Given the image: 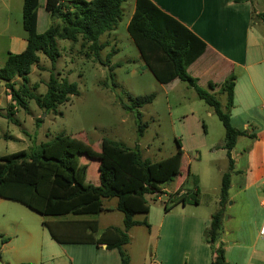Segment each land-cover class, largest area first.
<instances>
[{
  "label": "rangeland",
  "instance_id": "374dc122",
  "mask_svg": "<svg viewBox=\"0 0 264 264\" xmlns=\"http://www.w3.org/2000/svg\"><path fill=\"white\" fill-rule=\"evenodd\" d=\"M132 4L133 0L123 2L122 15L115 28L99 36V42L107 43L97 57L86 45H79L80 39L76 42L56 39L58 55L53 62L38 54V64L32 65L27 74L29 91L43 94L50 74L74 83L77 90V94L70 95L54 111H44L32 99L26 100L25 108L17 106L0 81V156L28 150L63 134L97 151L102 139H110L137 150L141 159L153 162L172 155L177 149V140L182 146L180 175L184 177L186 170L188 174L178 186V180L174 179L160 184L157 194L145 195L147 212L135 213L132 219L151 224L150 233L146 226L133 225L129 242L121 247L128 264H153L150 262L156 239L153 226L163 213L165 198L171 195L167 205L178 208L179 192L188 196L193 190V175H196L199 192L195 196L201 205L204 204L213 194L218 195L221 174L227 172V165L222 155L224 152L219 151L223 127L212 108L199 100L185 82L179 81L171 89L159 84L144 65L125 30ZM256 4L264 7V0H257ZM21 6L22 0H0V67L8 52L18 53L23 49L25 32L21 23ZM42 24L40 22L39 30H42ZM250 27L255 32L264 33V23L254 18ZM108 53H112L111 56L107 57ZM14 83L17 88L20 79L15 78ZM148 94L153 95L150 102L140 107L131 106L135 97ZM216 98L223 105L224 95L217 94ZM7 111L12 112L10 118L5 116ZM248 125L254 126L253 123ZM242 141L238 140L236 146ZM81 161L86 164V181L96 184L97 163L93 158ZM114 201L115 198H108L102 203L111 206ZM121 217L122 213L115 208L96 214L45 216L19 202L0 198V262L118 264L116 249L95 250L93 245L57 244L50 239L41 221L92 219L97 223L92 236L99 238L107 226L122 229ZM253 218L241 224L240 238L249 235ZM259 240L264 241V238L259 237ZM66 254L72 256L71 261H67Z\"/></svg>",
  "mask_w": 264,
  "mask_h": 264
},
{
  "label": "trees",
  "instance_id": "16d2710c",
  "mask_svg": "<svg viewBox=\"0 0 264 264\" xmlns=\"http://www.w3.org/2000/svg\"><path fill=\"white\" fill-rule=\"evenodd\" d=\"M126 0H45L44 8L49 14L48 27L37 33L35 30L37 0H22L21 23L25 32V46L18 53H7L0 67V81L8 90L12 102L25 108L26 100L48 112L77 94L74 83L65 78L56 79L49 75L43 94H34L26 87L27 74L32 65L39 62V53L51 62L58 55L56 39H66L86 47L97 57L107 42H99V36L109 33L120 20L121 4ZM244 0H233L240 2ZM264 21V11L259 13ZM125 30L135 45L140 58L155 80L164 83L174 78L192 87L198 99L212 108L223 127V142L230 168L229 151L235 140L245 132L229 124L232 105L234 77L230 75L219 86L225 94L222 109L215 96L200 88L185 68L199 54L195 37L180 23L161 11L150 0H133V10ZM112 53H108L107 57ZM109 58L107 59V63ZM114 65L110 66L113 67ZM20 84L14 87V79ZM209 84V87H212ZM153 95L135 97L133 108L151 101ZM14 109L16 107H13ZM12 112L5 116L10 118ZM138 114V113H137ZM39 119H37L38 121ZM165 158L149 162L140 158L137 150L127 148L113 140L102 139L96 152L82 142L60 134L52 139L0 156V198L23 204L45 216L96 214L106 208L103 199L115 198V209L122 213V229L107 226L99 238L92 233L97 230L94 220L71 218L68 220L41 221L51 240L56 243L105 244V248L116 249L119 264H128L121 247L128 242V229L136 224L146 226L145 220H133L135 213H146V194L159 192V185L172 182L180 173L181 148ZM97 162V183L86 181V164L79 163V155ZM228 172L221 176L218 209L211 214L209 225L202 232L203 239L212 244L217 241L221 230L223 204L229 184ZM195 191L187 196L181 194L178 202H194ZM171 195L164 201L163 210ZM213 264H227L222 246L211 247ZM18 264H34L20 262Z\"/></svg>",
  "mask_w": 264,
  "mask_h": 264
},
{
  "label": "crops",
  "instance_id": "0c3cea01",
  "mask_svg": "<svg viewBox=\"0 0 264 264\" xmlns=\"http://www.w3.org/2000/svg\"><path fill=\"white\" fill-rule=\"evenodd\" d=\"M150 1L195 37L193 44L198 46L200 52L185 70L195 79L200 88L212 93L215 98L217 94L224 95L223 105L218 101L222 109L225 104V94L219 92V86L233 75L232 105L228 113L229 124L245 132L236 138L234 146L229 151L230 168L225 149L221 148L222 144L219 147V151L224 152L222 155L226 160L229 184L217 241L212 244L206 242L202 232L208 227L211 214L219 207V192L218 195L213 194L202 205L197 196L193 197L194 202H180V206L176 209L166 204L167 210H163L153 226L156 229V239L150 262L153 264H213L211 247H216L220 243L224 261L227 264H264V241H260L258 235V226L264 217V33L255 32L250 27L253 18L257 22L264 23L258 15L264 9L257 12L254 7L257 5V0L254 3L251 0L240 2H233V0ZM44 2L45 0H37L35 23L37 33L44 31L49 23V14L44 8ZM132 10L133 4L129 18ZM40 22L43 23L42 30H39ZM24 46L21 47L24 48ZM179 81L174 78L164 83L157 82L171 89ZM209 84L213 86L209 87ZM248 123H253L254 126ZM238 140L244 141L236 146ZM82 159L89 160L81 154L77 161L83 164ZM181 165L182 150L179 173H181ZM187 174L186 170L184 177ZM193 176L192 189L198 193L199 190L195 184L198 178L196 175ZM184 177L179 174L175 178L178 180L177 186L183 182ZM179 193L181 195L182 191ZM103 207L106 208L105 210H111L115 207V201L113 205H103ZM252 217L254 218L251 220L249 235L240 238L241 224L248 223ZM132 227L127 231L128 242ZM151 228L152 225L148 223L149 233ZM26 234L29 237L30 234L28 232ZM63 244L76 245L77 243L61 245ZM77 245H93L95 250H108L105 244ZM65 252L69 253L66 249ZM66 257L67 261L72 260L71 255L66 254Z\"/></svg>",
  "mask_w": 264,
  "mask_h": 264
},
{
  "label": "built area",
  "instance_id": "2783aa9c",
  "mask_svg": "<svg viewBox=\"0 0 264 264\" xmlns=\"http://www.w3.org/2000/svg\"><path fill=\"white\" fill-rule=\"evenodd\" d=\"M153 194H157L156 192H154ZM168 197L165 198V200L167 199ZM258 235L262 238H264V217L262 218L261 222H260V225L258 227Z\"/></svg>",
  "mask_w": 264,
  "mask_h": 264
},
{
  "label": "water",
  "instance_id": "95a60500",
  "mask_svg": "<svg viewBox=\"0 0 264 264\" xmlns=\"http://www.w3.org/2000/svg\"><path fill=\"white\" fill-rule=\"evenodd\" d=\"M252 1V3H254V1L255 0H251ZM254 7H255V9L257 10V12H261V11H263V7H259V6H257V5H254Z\"/></svg>",
  "mask_w": 264,
  "mask_h": 264
}]
</instances>
